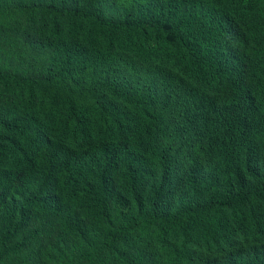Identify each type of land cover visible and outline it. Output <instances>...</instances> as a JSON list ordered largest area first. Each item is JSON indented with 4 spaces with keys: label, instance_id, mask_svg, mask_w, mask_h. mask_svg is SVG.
<instances>
[{
    "label": "trees",
    "instance_id": "16d2710c",
    "mask_svg": "<svg viewBox=\"0 0 264 264\" xmlns=\"http://www.w3.org/2000/svg\"><path fill=\"white\" fill-rule=\"evenodd\" d=\"M0 264H264V0H0Z\"/></svg>",
    "mask_w": 264,
    "mask_h": 264
}]
</instances>
